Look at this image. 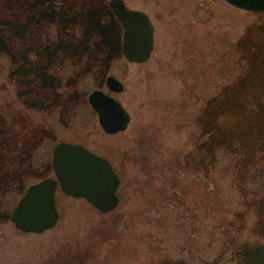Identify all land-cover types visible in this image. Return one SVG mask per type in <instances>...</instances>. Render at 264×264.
<instances>
[{"label": "rangeland", "instance_id": "rangeland-1", "mask_svg": "<svg viewBox=\"0 0 264 264\" xmlns=\"http://www.w3.org/2000/svg\"><path fill=\"white\" fill-rule=\"evenodd\" d=\"M124 1L154 25L147 62L124 56L110 0H0V264H264V12ZM51 23L73 41L19 52L7 40ZM95 69V89L108 92L110 75L125 85L114 95L131 115L124 131L106 133L76 87ZM61 141L111 162L119 205L103 213L58 188L56 226L22 232L11 215L28 186L54 176Z\"/></svg>", "mask_w": 264, "mask_h": 264}, {"label": "water", "instance_id": "water-1", "mask_svg": "<svg viewBox=\"0 0 264 264\" xmlns=\"http://www.w3.org/2000/svg\"><path fill=\"white\" fill-rule=\"evenodd\" d=\"M226 1L251 12H264V0ZM110 6L123 28L124 56L131 62H147L154 50L151 18L145 11L129 8L124 0H110ZM106 86L108 92L95 89L88 95V102L103 130L115 134L127 129L131 115L114 96L124 90L123 82L110 75ZM51 166L54 176L31 184L11 215V221L20 231L43 233L56 226L60 216L56 204L58 188L68 196L87 200L103 213L119 205L120 177L105 157L80 143L61 141L52 149Z\"/></svg>", "mask_w": 264, "mask_h": 264}, {"label": "trees", "instance_id": "trees-1", "mask_svg": "<svg viewBox=\"0 0 264 264\" xmlns=\"http://www.w3.org/2000/svg\"><path fill=\"white\" fill-rule=\"evenodd\" d=\"M7 40L11 42L16 48L17 51H22L25 49L29 44L34 45L36 48L44 47L45 45H56L60 42L69 43L73 41V37L65 33L57 23L47 24L45 26H38L37 29L29 34L24 39H21L19 42L14 36L6 34ZM92 49L100 54L103 55L106 51L103 43H101L99 36H95L91 42ZM99 73L95 71H91L86 73L78 82L76 87L79 88L80 93H82L84 100L87 104V95L95 89V85L98 79ZM47 90V89H46ZM36 98L41 99V95H37ZM7 139V135H0V175H4V172H8L9 167V160H8V149L7 146H1V140ZM198 139V134L194 136V140ZM199 142V141H198ZM197 144V143H196ZM199 144V143H198ZM189 167L182 165L183 170H187ZM199 180H209L206 177L200 168L194 172ZM184 183L185 178L181 179ZM175 189L176 187L173 186Z\"/></svg>", "mask_w": 264, "mask_h": 264}, {"label": "bare ground", "instance_id": "bare-ground-1", "mask_svg": "<svg viewBox=\"0 0 264 264\" xmlns=\"http://www.w3.org/2000/svg\"><path fill=\"white\" fill-rule=\"evenodd\" d=\"M122 45V44H121Z\"/></svg>", "mask_w": 264, "mask_h": 264}]
</instances>
